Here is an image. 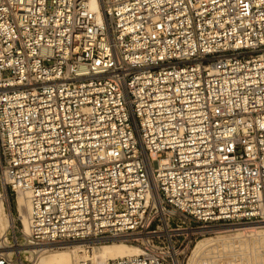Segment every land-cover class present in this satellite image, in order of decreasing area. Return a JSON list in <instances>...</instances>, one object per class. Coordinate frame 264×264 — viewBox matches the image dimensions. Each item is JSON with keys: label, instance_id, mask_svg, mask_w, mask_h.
<instances>
[{"label": "built area", "instance_id": "2783aa9c", "mask_svg": "<svg viewBox=\"0 0 264 264\" xmlns=\"http://www.w3.org/2000/svg\"><path fill=\"white\" fill-rule=\"evenodd\" d=\"M0 186L17 246L139 248L100 264L262 223L264 0H0Z\"/></svg>", "mask_w": 264, "mask_h": 264}, {"label": "bare ground", "instance_id": "6f19581e", "mask_svg": "<svg viewBox=\"0 0 264 264\" xmlns=\"http://www.w3.org/2000/svg\"><path fill=\"white\" fill-rule=\"evenodd\" d=\"M15 202L18 204V211L20 221L22 223V228L20 230L21 236L27 234L28 225L26 223V210L29 207V204L25 200L17 196ZM13 224V217L11 214L7 215L5 204L2 200V195L0 194V238H3L6 230ZM14 226V224H13ZM12 226V227H13ZM11 227V228H12ZM10 229V228H9ZM250 232L255 233V236L262 241L264 240V221L262 223H253V224H243L242 226H232V227H218L212 230L213 236L204 237L203 239L198 240L195 245L190 250L188 264H217L216 257L210 255L214 252L212 249L221 242L223 248H232L236 243L242 241L239 237L240 232ZM224 232H233L230 235L223 234ZM23 234V235H22ZM223 234V235H222ZM248 235V237H250ZM118 238L119 241L116 239ZM256 238V237H255ZM103 239L102 241H106ZM111 241L102 242L95 246L85 247L83 243L87 242L84 240H71L63 243H48L42 245H28L27 250L24 252H29L30 256L34 252L42 251L46 255L38 256L34 264H71L74 261L75 264H100L107 261L110 258L126 257L127 255H134L139 253V248L133 244H127L121 237H111ZM73 244L71 247H61L54 248L52 246L57 245H67ZM242 244V243H241ZM51 247L48 248L47 247ZM1 249H5V246H1ZM46 248V249H45ZM68 248H71L69 250ZM224 251V250H223ZM207 257V258H206ZM264 258V254H263ZM263 261L257 262V264H264ZM245 259V258H244ZM34 261L33 259H31ZM30 260V261H31ZM246 263V262H245ZM219 264V263H218ZM225 264H243V259L236 260V262H226Z\"/></svg>", "mask_w": 264, "mask_h": 264}, {"label": "rangeland", "instance_id": "374dc122", "mask_svg": "<svg viewBox=\"0 0 264 264\" xmlns=\"http://www.w3.org/2000/svg\"><path fill=\"white\" fill-rule=\"evenodd\" d=\"M0 194L2 195V200H3L4 204H5L7 215L11 214V216L13 217V220H14L13 224L15 223L16 226H17L16 234L18 236V239L20 240V237H21V233H20L21 223L17 219L18 215H17V211H16V204H15L14 196L10 193L9 190L5 194L2 191V187L1 186H0ZM13 224L10 227H8V229L5 232L4 237L0 238V245L6 247L5 249H1L0 248L1 252H4V253H6L8 255L11 254V255H13V257L17 256V255H20L22 261L25 264H34V262L38 258V256L46 255L42 251H39V252H34L30 256L29 252L28 253L24 252L25 250L28 249L27 246L29 244L25 245V246H17L15 244H13V242H12V233L9 231V228H11L13 226ZM231 233L233 234V232H224L223 234L228 236ZM248 235L250 236V232H245L244 233L243 230H242V232H240V234H239V237H240V239L242 241L236 243L234 247L232 246V248H228V249H227V247L222 249V245H221V242H220L214 247V249H212V251L214 253L213 254L211 253L210 255H207V257L208 256L212 257V255L215 256L216 257L215 259H216V261H218L219 264H225L226 262H229V261L230 262L232 261V262L235 263L236 260H239L241 258L243 259V264H257V262L261 263V261H263L262 258H263V254H264V240L261 241L258 238V236H255V233H252L250 237H248ZM209 236H213V234L211 233V234L205 235L204 237H209ZM204 237H202V239ZM116 240L119 241L120 239L118 240V238H117ZM106 241H111V240H110V238H107ZM106 241H102V240H87V242L83 243V245L85 247H87L88 245L89 246H95L97 244H100V243L106 242ZM121 241H124V240H121ZM125 243H127V242H125ZM127 244H130V243H127ZM72 245L73 244L69 243L67 245H57V246H52V247L54 248V250H56L57 248L67 247V246L71 247ZM48 248H51V247L48 246L47 249ZM68 249L71 250V248H68ZM189 255H190V253L188 254V257H189ZM31 259H33L34 261H32ZM188 260H189V258H188ZM188 260H187L186 264H188ZM71 264H75L74 261H72Z\"/></svg>", "mask_w": 264, "mask_h": 264}]
</instances>
